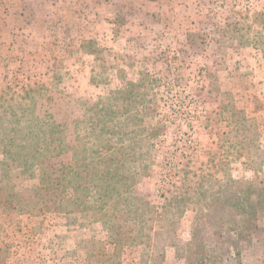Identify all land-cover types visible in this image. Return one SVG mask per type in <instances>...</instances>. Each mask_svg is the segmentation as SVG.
<instances>
[{
  "label": "rangeland",
  "instance_id": "obj_1",
  "mask_svg": "<svg viewBox=\"0 0 264 264\" xmlns=\"http://www.w3.org/2000/svg\"><path fill=\"white\" fill-rule=\"evenodd\" d=\"M255 8L264 0H0V96L43 85L37 113L61 123L63 143L74 148L98 97L142 81L145 100L157 99L160 132L137 194L161 206L205 177L252 179L248 156L237 158L231 108L256 122L264 150V36L237 42L222 24L230 12ZM18 158L0 143V169ZM70 161L68 152L51 163ZM11 182L26 194L36 184L17 171ZM192 216L181 217L183 240ZM250 243L241 242L243 264H264V237ZM164 252L161 264H187L172 247ZM140 253H115L107 231L82 214L0 210V264H140Z\"/></svg>",
  "mask_w": 264,
  "mask_h": 264
},
{
  "label": "trees",
  "instance_id": "obj_2",
  "mask_svg": "<svg viewBox=\"0 0 264 264\" xmlns=\"http://www.w3.org/2000/svg\"><path fill=\"white\" fill-rule=\"evenodd\" d=\"M233 15L222 25L237 42L251 33L264 36V8L237 10V20ZM143 87L142 81L125 82L98 97L74 148L63 143L61 123L37 113L43 85L24 83L0 96V143L19 156L1 164L0 210L18 213L30 207L39 214H82L107 231L115 253L140 247V264H161L167 247L187 264H233L234 255L243 264L241 242L249 245L264 237V150L258 125L245 110L231 108L237 115V158L248 156L254 178L205 177L191 193L175 192L154 206L135 191L150 173L160 132L158 120L153 123L157 99L145 100ZM116 100L122 102L120 110L113 105ZM68 152V165L51 163ZM13 171L36 180L30 194L12 184ZM187 211L193 216L189 238L183 240L178 231ZM139 237L151 238V243L138 242Z\"/></svg>",
  "mask_w": 264,
  "mask_h": 264
}]
</instances>
